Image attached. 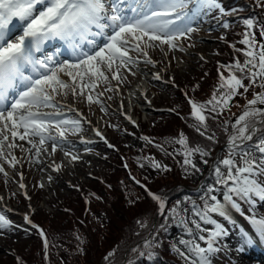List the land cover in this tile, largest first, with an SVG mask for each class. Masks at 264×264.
Returning <instances> with one entry per match:
<instances>
[{
	"label": "rangeland",
	"instance_id": "rangeland-1",
	"mask_svg": "<svg viewBox=\"0 0 264 264\" xmlns=\"http://www.w3.org/2000/svg\"><path fill=\"white\" fill-rule=\"evenodd\" d=\"M239 2L246 4L231 13L236 16L233 21L235 23L225 22L224 17L216 16L215 21L213 18L205 20V23L195 24L197 32L176 41V49L169 50L167 45H159V42H156V47L146 49L147 57L130 52L139 63L135 67L130 66L131 71L120 69L119 75L124 77L123 81L111 79L112 73L106 72L108 80L98 81L94 89L85 90L84 96L73 97L71 94L66 97L57 96L55 103L73 110L72 116L80 121L79 132L65 133L66 139L71 140L68 145L71 148L75 147L71 150V155L77 156V160L72 161L71 156L66 157L59 147L53 153L50 143L44 145L47 149L46 154L41 151L37 155L34 149L30 151L28 157V154L24 153L29 145L15 141L25 150L19 146L10 149L18 154L16 158L19 162L13 168L16 172L11 170L7 172V176L0 174V214L10 221L9 227L0 230V264H108L109 253H114L119 247V242L122 243L121 247L135 248L140 238L137 227L130 233H125V226L131 218L133 220L135 215L145 211L146 203L142 194L145 189L137 188L131 180L145 186L146 181L141 179V176L151 178L154 174L156 168L152 166V161L163 166L172 162L168 153H172L171 155L178 160L179 168L174 177H169L170 173L164 174L168 176L165 185L167 194H174L171 190L177 184L182 187L173 203V206L178 205L176 207L178 215L175 218L169 216L167 221L168 240L176 248L184 251L185 246L179 243L182 239L195 240L202 247H206L199 236L207 237L208 232L198 230L193 221L199 223L201 229L211 230L212 226L204 224L199 216L194 215L193 204L200 209L203 208L204 202L200 197L204 196L208 186L219 189L212 195H216L217 199L223 202L224 186L215 183L212 165L227 155V147L221 148L227 144V142L223 144V140L229 138L232 133L231 125L244 111L247 100L252 99L253 91L260 92L261 89L250 87L249 92L243 96L234 97L219 115L204 113L209 119L206 121L207 131L203 138L207 139L217 132V135L214 134V141L208 139L205 142L203 139L193 138L194 132L198 133L193 129L196 128L197 121L191 116L188 101L191 99L197 103H204L211 99L220 83V75L227 77L229 74L221 66L234 65L237 61L243 64L245 59H250L245 57V52L259 51L260 45L264 44L259 24L251 30L243 24L248 18L264 22V10L254 6L255 0ZM216 21L219 22L218 25H214ZM224 23L229 25L227 29L222 27ZM245 33L255 36L256 42L251 47L241 43L245 39ZM143 59H150L153 63L146 64ZM235 74L240 75L238 72ZM155 76L160 78L155 79ZM63 78L68 80L67 77ZM244 83L248 84V81L245 80ZM87 95H92L95 100L99 98V103L90 104ZM163 109H172L178 115L171 117L161 112ZM50 110L44 109L48 112ZM187 127L194 132L187 130ZM200 131L204 129L201 128ZM90 133H93V137ZM181 133L187 137L189 146L197 147L198 141H202L203 146L199 147L209 152V155L203 158L208 160V164L201 162L198 153L191 157L193 163L201 169L200 172H195L190 167L186 172L183 166L184 156L178 154L182 153L183 149L180 145L171 143ZM142 135L152 143L141 139ZM155 136L164 141L166 139L168 145L163 141L158 142ZM86 139L95 140L97 143L94 142L86 149H82L86 146L83 144ZM78 141H81L82 145L77 146ZM157 143L165 151H161ZM248 146L252 147L254 144ZM39 160H45V164L38 165ZM23 161L25 163L21 165ZM55 165H60L59 171L53 170ZM116 166L121 168L124 166L125 169ZM21 169L25 181H28L26 185L28 187L21 188L20 181L14 182L16 178L20 180ZM112 170L116 174H113ZM118 178L121 187L117 186L110 190L103 186L106 182L116 181ZM261 178L264 176L257 177ZM94 187L98 190V197L103 196L104 200L91 199L92 192L97 193ZM73 191L79 192L86 201H89L88 220L81 218L82 203L74 205L75 199L71 195ZM185 197L190 199L186 201ZM208 203L211 204L213 201L209 199ZM261 203L263 207L260 206V209L253 205L256 213L251 214L252 216L264 217L257 213L262 210L261 214H264V201ZM167 205L165 216H168L173 208L172 206L168 210ZM240 206L247 209L242 203ZM35 208L37 211L35 214L32 213L34 224H30L31 228L18 224L25 213L29 215ZM231 217L233 220L237 219L232 215ZM212 218L229 229L226 221L216 215ZM182 220L185 223H181ZM153 222H156V217L153 218ZM165 223L163 216L160 225ZM185 224L192 230V235L186 231ZM16 226L30 231H20ZM41 231L44 233L43 236L40 234ZM246 232L250 233V230L247 229ZM241 233L242 230L233 231L217 241L218 251L211 256L212 264H242L244 259H248L243 255L246 244ZM22 239H25V242Z\"/></svg>",
	"mask_w": 264,
	"mask_h": 264
},
{
	"label": "snow or ice",
	"instance_id": "snow-or-ice-1",
	"mask_svg": "<svg viewBox=\"0 0 264 264\" xmlns=\"http://www.w3.org/2000/svg\"><path fill=\"white\" fill-rule=\"evenodd\" d=\"M254 6L264 10V0H255ZM216 9L221 15L227 14L218 0H0V162H3L0 164V173L8 175L3 164L14 168L19 162L10 151L18 146L25 150L22 145L15 143L17 139L31 144L37 155L47 151L44 145L51 142V150L55 153L58 147L63 150L68 146L65 133L80 131L79 120L63 118L61 108L55 103L57 96H84L86 89H94L98 81L108 80L106 72L112 73L111 79L123 81L124 77L119 75L120 69L131 71L130 66L135 67L139 63L130 52L147 57L146 49L156 47V42L167 45L169 50L176 49V41L197 31L194 25ZM243 24L249 30L259 24L260 35L264 36V22L248 18ZM222 27L227 29L229 25L224 23ZM52 41L62 42L70 50L73 60L58 62L52 56L38 57L37 53H42ZM255 42V36L251 33H245V39L241 41L249 47ZM244 55L250 59H245L243 64L237 61L234 65L221 66L229 74L227 77L220 75V83L211 99L204 103L191 99L188 101L191 116L197 121L196 130L204 136L209 119L204 115L205 112L219 115L234 97L243 96L250 87L261 89L260 92L253 91L252 99L247 100L244 111L231 125L227 155L212 165L215 183L224 186L223 202L212 195L219 189L208 186L204 196L200 197L204 202L203 208L193 204L194 215L199 216L204 224L212 226L211 230L201 229L200 224L193 221L198 230L208 232L207 237L199 236L206 247L195 240L183 239L179 243L185 246L186 251L173 245V251L182 258L184 264H212L211 256L218 251L217 241L227 235L226 227L213 219V215L235 224L230 210L240 211L237 200L251 203L254 198H258L264 201V183L257 179L258 176H264V79H261L264 78V44L260 45L259 51H248ZM144 63L153 62L145 59ZM236 72L240 75L237 76ZM132 74L135 75L134 72ZM245 80L248 84L244 83ZM86 98L90 104L99 103L92 95ZM201 128L204 131H200ZM258 132L260 136L256 143L249 147L246 142L252 141ZM141 139L152 143L147 137ZM207 139L214 141L215 138L213 135ZM171 143L183 149L178 154L184 156L186 172L189 167L195 172L201 171L191 159L197 153L202 163H209L203 159L209 152L199 146H189L183 133ZM157 147L165 151L161 145ZM64 155L71 156L72 161L78 159L71 155L70 150H65ZM152 166L169 171L166 166L155 161H152ZM59 169L60 165L53 168L54 171ZM145 191L157 202L160 215L166 221L160 225V229L166 230L169 216L175 218L178 215V205L165 216V199L148 189ZM189 199L185 197L186 201ZM209 199L213 203H208ZM246 219L254 236L242 232L244 244L251 246L255 238L264 242V217ZM25 220H28L27 216ZM181 223L185 222L182 220ZM9 226L10 221L0 214V230ZM185 229L192 235V230L186 224ZM40 234L44 235L42 231ZM153 246L151 242L144 245L146 249ZM112 255L109 253V256ZM152 258L153 254L148 252V259Z\"/></svg>",
	"mask_w": 264,
	"mask_h": 264
},
{
	"label": "trees",
	"instance_id": "trees-1",
	"mask_svg": "<svg viewBox=\"0 0 264 264\" xmlns=\"http://www.w3.org/2000/svg\"><path fill=\"white\" fill-rule=\"evenodd\" d=\"M167 113L171 115V117H175L178 115V114L166 112V114ZM186 129L189 130L190 132L193 131L188 127ZM259 136L260 133L258 132L257 135L255 136V139H257ZM203 137L204 136H201L199 133L194 132L193 138L195 140L203 139V141L207 142L208 139H204ZM161 139L162 138L158 140L162 142ZM228 139L229 138L223 140V144L227 142ZM164 142L165 145H168L166 139ZM198 142H199L198 143L199 146H203V143H201L202 141H198ZM169 157L172 161L166 166L169 169V171H161L159 169H156V172H154L151 178L141 176V179L146 181V184H144L145 185L144 188L134 183L132 180L131 183L141 190L148 189L149 191H151L156 195L165 196V194L167 193V189L165 187L166 178L168 176L174 177L176 175V171L179 168L178 160H176L172 155H170ZM116 167L123 169L121 168V166H116ZM111 172L113 174H116L114 170H112ZM166 173H170V174L166 176L164 175ZM115 182L116 185H114ZM103 186L108 187L110 190H114L115 187L120 186V180L118 178L116 181H108ZM181 188L177 184V186L171 190V193L174 194L172 195L167 194V197H165V201L168 203V205L171 204L174 201V199H176V197L180 193ZM94 190H97V188L94 187ZM142 194H143V200L146 203L145 211L139 213L138 215H135L134 216L135 219L132 220L131 218L125 226L126 229L125 233H130L133 229L137 227V231L140 234V238L137 240V246L135 248L129 249L128 247H121L120 244L122 243L119 242L118 243L119 247L116 248V250L113 253V256L109 257L108 264H122L123 262L124 264H130V262L131 264H184L182 258L176 252L173 251V246L166 239L165 235L160 229V222L162 220V217L159 213V206L157 202L152 200L151 196L148 195V191L144 190L142 191ZM71 195H73L72 198L75 199L74 205L82 203L81 214H80L82 216L81 218L88 220L87 214L89 213V208H90V205L88 204L89 201H86V199H84L79 192L73 191ZM90 197L93 201L104 200L103 196L98 197V190L97 193L93 191ZM154 217H156V222H153ZM136 220H137V226H136ZM138 221L140 223H138ZM141 224H143L144 226L142 227ZM22 240L25 242V239ZM148 242H151V244L154 246L146 249L144 245ZM133 249H136V251H133ZM141 252L144 253L143 256L140 255ZM148 252H151L153 254V258L151 260L148 259Z\"/></svg>",
	"mask_w": 264,
	"mask_h": 264
},
{
	"label": "bare ground",
	"instance_id": "bare-ground-1",
	"mask_svg": "<svg viewBox=\"0 0 264 264\" xmlns=\"http://www.w3.org/2000/svg\"><path fill=\"white\" fill-rule=\"evenodd\" d=\"M133 112H134V110L132 111V114H133ZM31 148H32V146H31ZM242 232H246V230H243ZM248 264V263H247Z\"/></svg>",
	"mask_w": 264,
	"mask_h": 264
}]
</instances>
